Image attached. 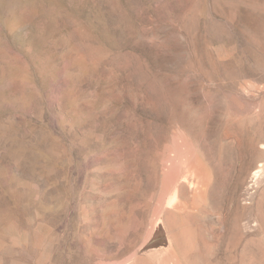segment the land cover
Returning a JSON list of instances; mask_svg holds the SVG:
<instances>
[{"label":"rangeland","instance_id":"rangeland-1","mask_svg":"<svg viewBox=\"0 0 264 264\" xmlns=\"http://www.w3.org/2000/svg\"><path fill=\"white\" fill-rule=\"evenodd\" d=\"M0 264H264V0H0Z\"/></svg>","mask_w":264,"mask_h":264}]
</instances>
